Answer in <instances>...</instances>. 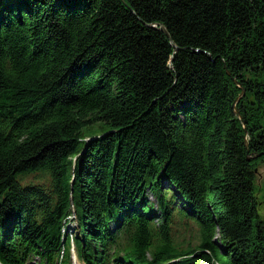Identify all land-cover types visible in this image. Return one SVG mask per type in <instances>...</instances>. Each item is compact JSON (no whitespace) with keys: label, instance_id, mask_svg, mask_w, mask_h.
<instances>
[{"label":"trees","instance_id":"1","mask_svg":"<svg viewBox=\"0 0 264 264\" xmlns=\"http://www.w3.org/2000/svg\"><path fill=\"white\" fill-rule=\"evenodd\" d=\"M259 162L264 0H0L2 264H264Z\"/></svg>","mask_w":264,"mask_h":264},{"label":"rangeland","instance_id":"2","mask_svg":"<svg viewBox=\"0 0 264 264\" xmlns=\"http://www.w3.org/2000/svg\"><path fill=\"white\" fill-rule=\"evenodd\" d=\"M237 84L239 86H241L239 83H237ZM107 131H108L107 126L105 127L102 124H97L91 128L86 129L85 131H83V133L81 134V136H82L81 141H83V142L84 141L85 142L92 141L94 139L101 137L103 135V133L107 132ZM75 163H76V159L72 160V167L73 168H74ZM73 168H72V172H73ZM72 177H74V175ZM25 178H27V177H25ZM32 182H35L37 184H45L46 186L49 185V183L46 181V178H37L36 176L35 177L30 176L27 179L22 180L21 183L25 184V183H32ZM255 184H256V197H257L258 201L260 202L261 215L264 216V163L259 162L257 164ZM150 199H153V198L150 197ZM70 219H72V218H70ZM177 222H178V219H177ZM73 223H75V222H72L71 224H73ZM176 228H177V233L175 234V237L176 236H177V238L178 237H180V238L186 237V238H189L188 240L193 238V235H194L193 231L197 230V227L194 223H190L189 225H186V224L181 225V224L177 223ZM72 233H79V229L72 232ZM175 240H176V238H175Z\"/></svg>","mask_w":264,"mask_h":264},{"label":"bare ground","instance_id":"3","mask_svg":"<svg viewBox=\"0 0 264 264\" xmlns=\"http://www.w3.org/2000/svg\"><path fill=\"white\" fill-rule=\"evenodd\" d=\"M152 197L153 199H150L152 202H155L156 199L154 196H150ZM181 207V205H180ZM185 209H189L188 206H183ZM156 210L158 213H152L151 215L156 218L158 216V218L156 219V223H159V218L161 217V212L160 210L157 208L156 206ZM76 219L74 220H71V221H66L64 220L63 222V225H62V230H61V233H62V243H68V242H71L73 240V237H79L81 236V233H72L76 230L79 229V232H80V226L77 225L76 223H73L71 224L72 222H75ZM119 225V222H116V226ZM1 262V260H0ZM2 263V262H1Z\"/></svg>","mask_w":264,"mask_h":264},{"label":"water","instance_id":"4","mask_svg":"<svg viewBox=\"0 0 264 264\" xmlns=\"http://www.w3.org/2000/svg\"><path fill=\"white\" fill-rule=\"evenodd\" d=\"M155 26H157V25H155ZM160 30L163 31L168 37H170L169 32L167 31V29H166L165 26L160 25ZM244 94H245V90L243 89L242 94L240 95L239 98H241ZM239 98H238V100H239ZM238 100H237V101H238ZM236 112H237V114H239V111L236 110ZM251 157H252V156L250 155V156L248 157V159H251Z\"/></svg>","mask_w":264,"mask_h":264}]
</instances>
